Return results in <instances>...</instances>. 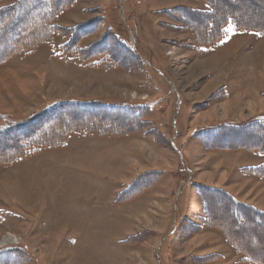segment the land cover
Instances as JSON below:
<instances>
[{"label":"rangeland","instance_id":"obj_1","mask_svg":"<svg viewBox=\"0 0 264 264\" xmlns=\"http://www.w3.org/2000/svg\"><path fill=\"white\" fill-rule=\"evenodd\" d=\"M74 2L57 24L74 27L99 19L81 47L110 36L116 47L138 50L144 64L124 51L118 52L130 70L80 63L60 54L62 41L54 39L0 66V113L23 119L70 98L149 101L146 119L154 133L145 136L147 128L130 137L71 134L63 148L0 165V264H159L158 258L160 264H207L196 257L215 252L223 260L210 264L238 263L241 255L225 232L197 220L205 205L194 185L218 184L264 210V180L241 170L264 158L209 148L197 131L264 113V37L232 31L213 50L176 28L173 21L184 20L182 14L157 13L206 8L199 0ZM238 3L239 11L247 9L246 1ZM122 22L135 28L134 37ZM150 170L161 172L156 181L133 198L127 192L125 202L118 203L130 183ZM214 211L220 223L228 215ZM235 225L233 234L242 243L251 250L261 246L250 225ZM5 235H15L16 241L3 244ZM21 247L28 251L21 253Z\"/></svg>","mask_w":264,"mask_h":264},{"label":"trees","instance_id":"obj_2","mask_svg":"<svg viewBox=\"0 0 264 264\" xmlns=\"http://www.w3.org/2000/svg\"><path fill=\"white\" fill-rule=\"evenodd\" d=\"M199 1L203 2L206 8L185 10L177 7L170 12L165 9V11L159 10L157 13L171 17L177 13L182 14L184 20L173 21L176 28L191 34L197 45L213 50L219 48L232 31L255 33L264 37V7L261 9L262 4H259L262 2L264 5L263 0H234L235 3L230 1L233 5L227 0H220V3H217L219 0ZM242 1H246L248 6L244 11H239L238 2ZM73 3H75L74 0H12L11 3L0 0V66L6 64L14 56L32 53L39 46L47 45L54 39L62 41L59 45L60 54L75 57L80 63L94 61L95 66H121L130 70L131 65L124 67V59L118 52L124 51L128 57L132 56L134 60H139L144 64L138 50H133L131 45L128 50L127 48L122 50L120 44L116 47V40L113 42L110 36L107 38L104 35L100 41L88 47H81L80 40L93 33L95 25L91 24L99 19L74 27L57 24L56 19L59 15ZM227 4H230L232 8L223 11V6H227ZM253 11L256 14H253ZM123 26L128 36L129 31L131 33L133 29L135 30L134 27L130 28L128 22ZM88 27L89 29H86ZM109 33H112L114 38V29L112 32L109 30ZM68 35L70 37L66 39ZM131 35L134 37V32ZM224 96L226 95L224 94ZM152 104L149 101L115 102L101 99L70 98L46 104L42 111L23 119L0 113V165L8 166L21 162L29 155L43 149L63 148L71 134L120 137L139 135L149 128L146 118ZM153 133V129L149 128L144 135L151 137ZM197 133L209 148L213 146L228 152L234 150L253 152L264 158V113L253 116L242 123L227 122L209 129L208 127L199 129ZM230 135L233 136L231 140L228 138ZM234 137L237 139L233 140ZM7 143H11V146H7L8 149ZM241 170L247 176L264 180V161L256 166L243 167ZM159 174H161L160 171L151 170L139 175L135 181L130 183L128 189L120 194L117 202H125L122 200V196L127 192L130 198L138 195L142 188L151 186ZM194 186L205 205V215L197 220L204 226H211V228L214 226L225 232L228 242L241 255L238 263L233 264H263L264 243L259 242V237H261V241L262 239L264 241V210L239 201L221 186L202 184ZM216 209L227 210L228 215L223 216L221 223L213 218ZM235 224L250 225L249 227L253 228L251 235L261 246L251 250L248 243H242L241 238L233 234L236 229ZM195 226L198 227L196 224ZM196 227L191 229H200ZM129 240L130 238L122 240V243H127ZM22 248H18V251L21 253L28 251V249L22 250ZM196 259L203 261L202 263L210 264L215 260H223V256L212 253L196 257Z\"/></svg>","mask_w":264,"mask_h":264},{"label":"crops","instance_id":"obj_3","mask_svg":"<svg viewBox=\"0 0 264 264\" xmlns=\"http://www.w3.org/2000/svg\"><path fill=\"white\" fill-rule=\"evenodd\" d=\"M177 88V87H176ZM262 112V111H261ZM254 116H256V115H254ZM175 147V146H174ZM128 148H129V146H128ZM231 166H232V164H230ZM120 166H123V165H119L118 166V168L120 167ZM229 167V166H228ZM242 167V166H241ZM230 168V167H229ZM151 171V170H150ZM191 170H190V168H189V170H188V172H190ZM144 173H146V172H144ZM191 173V172H190ZM233 175V174H232ZM126 185V184H125ZM208 185H210V186H215V187H217L218 186V184H208ZM236 199H238L239 201H241V199L240 198H236ZM128 201V200H127ZM128 202H130V201H128ZM241 202H244V201H241ZM244 203H246V202H244ZM248 203V202H247ZM260 209V208H259ZM261 210H263V209H261ZM215 254H218L217 252H215ZM208 255V254H207ZM207 255H204V256H207ZM220 255H222V254H220ZM223 256V255H222ZM203 257V256H202ZM158 263L160 264V259L158 258Z\"/></svg>","mask_w":264,"mask_h":264},{"label":"bare ground","instance_id":"obj_4","mask_svg":"<svg viewBox=\"0 0 264 264\" xmlns=\"http://www.w3.org/2000/svg\"><path fill=\"white\" fill-rule=\"evenodd\" d=\"M252 91V90H251ZM248 104V103H247ZM240 105V104H239ZM227 106V105H226ZM4 238L2 239L3 240V244L5 243V242H14V241H16V236L15 235H5V236H3ZM42 260H43V258H42Z\"/></svg>","mask_w":264,"mask_h":264},{"label":"snow or ice","instance_id":"obj_5","mask_svg":"<svg viewBox=\"0 0 264 264\" xmlns=\"http://www.w3.org/2000/svg\"><path fill=\"white\" fill-rule=\"evenodd\" d=\"M229 30H231V29H229Z\"/></svg>","mask_w":264,"mask_h":264}]
</instances>
